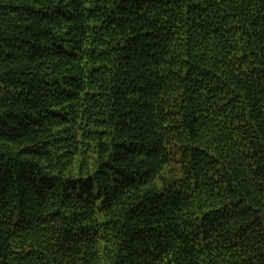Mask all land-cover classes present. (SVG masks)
Here are the masks:
<instances>
[{"label":"trees","instance_id":"1","mask_svg":"<svg viewBox=\"0 0 264 264\" xmlns=\"http://www.w3.org/2000/svg\"><path fill=\"white\" fill-rule=\"evenodd\" d=\"M0 264H264V0H0Z\"/></svg>","mask_w":264,"mask_h":264}]
</instances>
